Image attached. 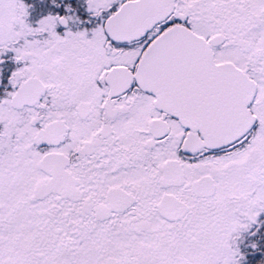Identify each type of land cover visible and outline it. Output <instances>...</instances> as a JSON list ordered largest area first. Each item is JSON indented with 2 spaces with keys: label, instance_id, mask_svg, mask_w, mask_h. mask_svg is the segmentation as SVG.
Returning a JSON list of instances; mask_svg holds the SVG:
<instances>
[{
  "label": "snow or ice",
  "instance_id": "obj_1",
  "mask_svg": "<svg viewBox=\"0 0 264 264\" xmlns=\"http://www.w3.org/2000/svg\"><path fill=\"white\" fill-rule=\"evenodd\" d=\"M0 264H264V0H0Z\"/></svg>",
  "mask_w": 264,
  "mask_h": 264
}]
</instances>
